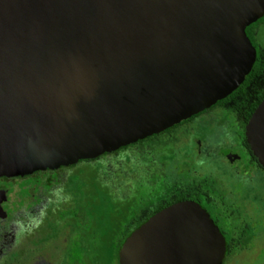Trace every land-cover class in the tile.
Returning a JSON list of instances; mask_svg holds the SVG:
<instances>
[{"label": "water", "instance_id": "obj_1", "mask_svg": "<svg viewBox=\"0 0 264 264\" xmlns=\"http://www.w3.org/2000/svg\"><path fill=\"white\" fill-rule=\"evenodd\" d=\"M264 0H0V177L74 166L223 100L255 50ZM264 168V99L246 125ZM224 240L193 202L136 228L118 264H221Z\"/></svg>", "mask_w": 264, "mask_h": 264}, {"label": "flooded vegetation", "instance_id": "obj_2", "mask_svg": "<svg viewBox=\"0 0 264 264\" xmlns=\"http://www.w3.org/2000/svg\"><path fill=\"white\" fill-rule=\"evenodd\" d=\"M258 33L257 29L256 45L250 43L255 61L260 55L264 66V45ZM263 93L264 72L241 95L218 101L188 120L148 137L153 150L148 160L144 158L145 149L140 152L144 159L137 173L143 187L135 194V206H129L132 220L147 221L159 207L161 211L176 203L193 202L205 210L224 240L221 264H264V168L245 135L254 102ZM59 169L24 177H0V236L16 230L12 246L17 233H24L22 225L25 233H50L46 227L56 220L54 213L58 211L63 212L58 213L61 216L77 215L74 220L67 217L68 227H77L75 222L80 223L81 214L85 213L86 218L87 211L79 208L78 185L75 190L68 184L69 194L63 191L64 182L48 190L51 177ZM65 201L69 212H64ZM38 206L43 216L35 221L33 212ZM3 226L8 227L7 232ZM59 260L55 263L64 264L62 256Z\"/></svg>", "mask_w": 264, "mask_h": 264}, {"label": "trees", "instance_id": "obj_3", "mask_svg": "<svg viewBox=\"0 0 264 264\" xmlns=\"http://www.w3.org/2000/svg\"><path fill=\"white\" fill-rule=\"evenodd\" d=\"M261 25H264V17L249 25L245 30L249 41H252L254 45H256L254 42L255 31ZM262 54L264 56V52ZM263 72L264 66L261 63L260 55H258L243 83L226 99L237 97L242 92L247 91V88L251 86V82L259 78ZM226 99L224 98V100ZM263 99L264 93L257 97L251 113L254 112ZM149 139L120 148L113 153L101 155L94 160H82L74 166L61 167L59 169L61 174L58 173L56 176L51 177V184L48 185L50 191L60 185L61 182H64V186L71 184L77 187L78 185L79 199H81L79 208L87 211L84 221L79 218L80 223L75 222L77 227H70L72 231L76 232V238L72 240L73 245L63 251L64 264H118L120 246L139 225L145 222L144 220L133 221L131 214L129 215V206L131 208L135 206V201H137L135 194L140 192L143 187L137 170L141 166V160L144 158L148 160V156L153 150L152 145L148 142ZM143 149H145V152H143L144 158L140 153ZM47 174H50V172L48 171ZM116 180L124 181V183L117 186V190L119 188L123 190L126 187L125 193L127 196L120 197L117 195L116 188L113 187L115 184L113 182ZM56 183L58 185L55 186ZM145 185L147 184L144 183ZM66 204L65 201L64 212H69ZM159 209L160 207L158 211ZM58 213L62 214L63 212L58 211ZM58 213H54L56 220L53 221L52 219V222L46 227L50 233L64 230L67 228V224L70 223L67 217L71 216L74 220L77 216L75 214L61 216ZM42 216L43 212L38 206L37 210L33 212V219L38 221ZM24 228L25 226L22 225L21 231L24 232L22 235L27 236L28 233H25ZM39 234L36 233L35 235L39 237ZM15 235L16 230L6 237L0 236V264L5 263L3 258L7 256V251L12 248ZM43 235L44 240H47L46 233H43Z\"/></svg>", "mask_w": 264, "mask_h": 264}, {"label": "rangeland", "instance_id": "obj_4", "mask_svg": "<svg viewBox=\"0 0 264 264\" xmlns=\"http://www.w3.org/2000/svg\"><path fill=\"white\" fill-rule=\"evenodd\" d=\"M258 30V37L260 38V42L264 45V25L259 26ZM262 47L264 48V46ZM113 183H115L113 187L116 188L117 195L120 197H125V190L127 189L126 187H124L123 190H120V188L117 190V186L124 183V181L116 180ZM68 187H70V185ZM68 187L65 186L63 189L65 194H69L70 192V188ZM72 187L73 189L75 188L74 186ZM84 216L85 213L81 214V220L83 221ZM3 230L7 232L8 227L3 226ZM0 234L3 235V233ZM35 234L36 233H28V236L26 237L25 234L22 235V233H18L16 243L13 244L12 248L7 251V256L3 258L5 259V263L3 264L59 263V258L62 256L61 254L63 251L70 248L73 245L72 240L76 238L75 233L68 226L61 233H46L47 240H44L43 233H40L39 237H37Z\"/></svg>", "mask_w": 264, "mask_h": 264}]
</instances>
